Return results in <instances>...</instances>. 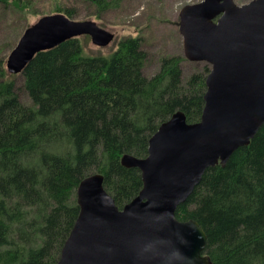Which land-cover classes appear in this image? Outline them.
<instances>
[{
  "label": "trees",
  "instance_id": "obj_1",
  "mask_svg": "<svg viewBox=\"0 0 264 264\" xmlns=\"http://www.w3.org/2000/svg\"><path fill=\"white\" fill-rule=\"evenodd\" d=\"M85 1L98 14L124 0ZM29 5L0 0L16 14ZM146 59L140 37L119 41L106 56H88L80 38L68 40L36 54L21 73L31 106L19 101L0 59V264H56L79 214L81 180L102 175L121 209L142 188L122 156L144 159L151 136L177 111L189 124L200 121L208 67L184 82L185 59L163 57L147 78ZM175 217L203 229L211 264H264V126L224 167L206 170Z\"/></svg>",
  "mask_w": 264,
  "mask_h": 264
},
{
  "label": "water",
  "instance_id": "obj_2",
  "mask_svg": "<svg viewBox=\"0 0 264 264\" xmlns=\"http://www.w3.org/2000/svg\"><path fill=\"white\" fill-rule=\"evenodd\" d=\"M179 21L183 58L210 66L200 121L189 124L177 111L151 136L144 159L122 156L142 188L121 209L102 175L81 180L79 214L56 264H211L203 229L175 212L206 170L224 167L264 126V0H202L184 6ZM82 36L98 48L114 40L93 21L43 16L23 32L5 70L19 75L36 54Z\"/></svg>",
  "mask_w": 264,
  "mask_h": 264
},
{
  "label": "rangeland",
  "instance_id": "obj_3",
  "mask_svg": "<svg viewBox=\"0 0 264 264\" xmlns=\"http://www.w3.org/2000/svg\"><path fill=\"white\" fill-rule=\"evenodd\" d=\"M31 5L23 13L12 9L3 10L0 6V59H7L28 26L39 18L52 15L55 6L74 9L73 21H93L102 29L114 35L113 42L106 48L92 45L90 38L79 37L84 54L88 56L109 55L116 50L119 41L128 37H140L142 49L147 55L142 73L151 78L159 71L163 57H183L182 37L179 34V12L187 5L202 0H124L118 8L97 14V9L85 0H29ZM238 6L252 0H233ZM51 11V12H50ZM27 14V15H26ZM98 15V19H95ZM26 16V21H25ZM184 59V58H183ZM210 66L204 62H181L182 80L201 72ZM15 89L19 101L24 106L31 102L23 89V77L15 75Z\"/></svg>",
  "mask_w": 264,
  "mask_h": 264
}]
</instances>
